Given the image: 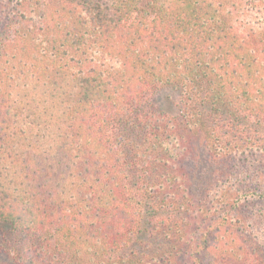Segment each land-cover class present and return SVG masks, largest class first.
<instances>
[{
    "label": "trees",
    "instance_id": "trees-1",
    "mask_svg": "<svg viewBox=\"0 0 264 264\" xmlns=\"http://www.w3.org/2000/svg\"><path fill=\"white\" fill-rule=\"evenodd\" d=\"M0 228V264H264V0H0Z\"/></svg>",
    "mask_w": 264,
    "mask_h": 264
},
{
    "label": "rangeland",
    "instance_id": "rangeland-1",
    "mask_svg": "<svg viewBox=\"0 0 264 264\" xmlns=\"http://www.w3.org/2000/svg\"><path fill=\"white\" fill-rule=\"evenodd\" d=\"M156 105L159 108L164 109L167 111L169 114L176 115L179 110V94L177 91L168 89L165 91H162L158 94V96L155 99ZM211 165L208 164V162H201L196 165L194 168V172L198 175L201 176L203 171L206 169L211 170ZM1 229V228H0Z\"/></svg>",
    "mask_w": 264,
    "mask_h": 264
}]
</instances>
